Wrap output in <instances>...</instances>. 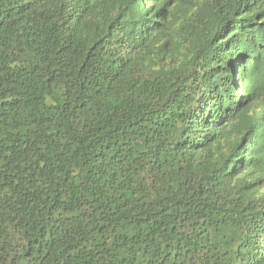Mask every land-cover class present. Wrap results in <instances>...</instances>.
Wrapping results in <instances>:
<instances>
[{
  "label": "trees",
  "instance_id": "obj_1",
  "mask_svg": "<svg viewBox=\"0 0 264 264\" xmlns=\"http://www.w3.org/2000/svg\"><path fill=\"white\" fill-rule=\"evenodd\" d=\"M0 264H264V0H0Z\"/></svg>",
  "mask_w": 264,
  "mask_h": 264
}]
</instances>
